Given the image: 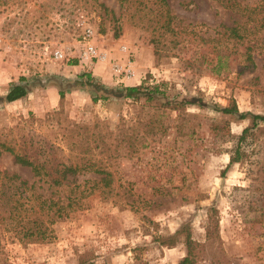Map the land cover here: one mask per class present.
<instances>
[{
	"label": "rangeland",
	"instance_id": "rangeland-1",
	"mask_svg": "<svg viewBox=\"0 0 264 264\" xmlns=\"http://www.w3.org/2000/svg\"><path fill=\"white\" fill-rule=\"evenodd\" d=\"M139 1L0 0V71L8 78L74 82L92 74L91 66L108 53L110 72L115 65L138 67L135 85L161 84L171 98L205 102L179 109L144 97L94 102L88 85L74 87L57 107L41 113L11 110L1 101L0 139L16 143L51 173L64 164L81 167L71 183L46 190L49 182L35 177L31 167L14 163L9 154L0 157V171L35 181L56 200L79 186L76 203L49 221V240L25 243L2 235L7 264H177L187 253L184 234L172 247L162 239L184 226L198 242L195 264H264V121L248 138L242 161L223 174L250 120L213 108L235 102L240 112L264 115V51L255 52V68L242 70L241 47L233 39L219 35L220 42H212L221 22L231 24L230 12L213 0H168L183 21L175 35L156 25L155 5L139 9ZM87 28L91 37L84 38ZM87 41L97 56L67 78L62 72L69 73ZM123 46L126 56L120 54ZM219 48L229 54L222 62ZM58 49L69 56L56 59ZM114 73L115 83L93 76L94 82L108 89L129 86L116 82L125 74ZM103 169L110 172L108 187L98 172Z\"/></svg>",
	"mask_w": 264,
	"mask_h": 264
},
{
	"label": "trees",
	"instance_id": "trees-1",
	"mask_svg": "<svg viewBox=\"0 0 264 264\" xmlns=\"http://www.w3.org/2000/svg\"><path fill=\"white\" fill-rule=\"evenodd\" d=\"M213 1L222 6L227 12H230L231 24L227 25L221 22L219 24L221 28L214 32L213 37L210 35L209 39L217 43L220 42L221 37L233 39L241 47L242 70L255 68V52H259L258 54H260V52L264 51V0ZM148 3L156 6L157 13L154 16L157 20L156 25H159L166 32H172L174 35L176 34V30L181 29L183 21L172 13L168 0H143L139 1L136 8L142 9L141 5H143V8L151 11L153 8ZM112 18L115 22L113 27L114 37L119 38L122 30L119 25V18L116 17L114 11H112ZM204 41L206 42V40ZM154 54L158 60L161 55L158 47H155ZM228 55L224 52L223 48H219L216 55L218 62H222V57L227 58ZM73 64L76 63L73 61ZM221 68L223 67L220 66L219 70ZM83 78H86V80L82 81ZM47 83L58 88L60 100H63L66 94L74 87L88 85L93 89L92 100L94 102L110 96L125 97L133 100H139L141 97H144L148 102H158L161 106L172 109H179L192 103L198 104L201 107L205 106V102L201 99L189 96L182 95L181 97L171 98L161 84L146 85L143 82L139 85L126 86L123 90L108 89L105 86L97 85L91 73L81 74L78 80L74 82L66 78H51L50 81L44 84H31L24 76H21L18 81L9 83L6 93L2 96L0 95V102L5 101L9 103L23 98L36 86H49ZM100 92H104L106 95H98ZM213 108L225 114L236 115L242 120L246 118L250 120V124L244 127L237 137L236 146L230 153L229 162L223 171L224 174L233 164L242 161L248 138L256 134L260 121H264V115L240 112L235 102L233 105L227 107H222L215 103L213 104ZM4 154L12 155L16 164L31 167L33 175L39 177V180L45 179L49 182L46 190L58 188L62 185L63 181L71 183L73 177L81 170V167L78 165L64 164L61 168L55 170L54 173H51L46 169V163H35L32 157L27 155L19 145L12 141L0 139V157ZM261 171L264 177V163L262 164ZM98 172L103 174L101 181L106 182V186L108 187V175L110 172L104 169ZM69 176L72 177L69 178ZM78 187H72L67 190L63 198L64 200L60 198L56 200L54 193L46 194V191H41V187H37L35 181L30 182L17 173L11 174L7 171H0V264L8 263V258L3 251L2 235L4 233H7L8 238L12 240L18 239L25 243L45 242L49 240L53 236L52 230L47 226L49 225V221L55 216H61L63 213H66L71 204L76 203ZM55 190L57 191V189ZM44 216H48V218L44 219ZM182 233L184 234L183 242L186 245L187 253L177 264H195L198 242L192 238V234L187 226L177 230L173 235L162 239V244L170 247L175 246L178 242L177 238Z\"/></svg>",
	"mask_w": 264,
	"mask_h": 264
},
{
	"label": "crops",
	"instance_id": "crops-1",
	"mask_svg": "<svg viewBox=\"0 0 264 264\" xmlns=\"http://www.w3.org/2000/svg\"><path fill=\"white\" fill-rule=\"evenodd\" d=\"M127 51H128V48L126 46H123L120 49V54L122 55L124 54V56H126ZM110 60L111 58L109 57L108 53L107 54L105 53V59L103 61L101 62L99 61L98 63L91 66L92 75L100 79L105 84L115 83V79H116L114 77V74H115L114 71L112 70L110 72L111 70ZM74 62L76 64H71L69 66L71 68L69 69V73H65L64 71L62 72V74H64V76H66L67 78L78 76L86 68V65L81 64L80 62H78L77 59L74 60ZM137 68H134L135 74L137 73V76H138L137 78L135 77L123 78V79H119L116 82L122 81V82H125V84H129V85L137 84L138 82H140V80L138 82H134V80L132 79V78H135L136 80L140 76L139 75L140 71L138 72ZM8 76L10 75L4 74L2 70L0 71V87H5L4 88L5 91L8 88V85L10 82L18 81L17 78L12 79V78H8ZM59 103H60V95H59L58 88L54 85H49V86L31 89L28 92V94L24 96L23 98L7 103V107L12 110V108H18L19 106H22L23 107L22 110H28V111L33 110V111H36L37 113H41V112H45L49 109H53L57 107Z\"/></svg>",
	"mask_w": 264,
	"mask_h": 264
},
{
	"label": "built area",
	"instance_id": "built-area-1",
	"mask_svg": "<svg viewBox=\"0 0 264 264\" xmlns=\"http://www.w3.org/2000/svg\"><path fill=\"white\" fill-rule=\"evenodd\" d=\"M91 33H92L91 29L87 28L85 31L84 38L89 36L91 37ZM67 52H68L67 50L58 49L54 52V57L58 60H63L69 56ZM95 56H97V50L95 48V45H93L90 41H87L83 49L80 50L78 54V60L81 64L87 65ZM104 59L105 57L103 58V60ZM113 70L116 71L118 75L125 74L123 78H131L133 77V75H135V71L131 63L125 65L124 67L115 65V68L113 67Z\"/></svg>",
	"mask_w": 264,
	"mask_h": 264
},
{
	"label": "bare ground",
	"instance_id": "bare-ground-1",
	"mask_svg": "<svg viewBox=\"0 0 264 264\" xmlns=\"http://www.w3.org/2000/svg\"><path fill=\"white\" fill-rule=\"evenodd\" d=\"M134 76V75H133Z\"/></svg>",
	"mask_w": 264,
	"mask_h": 264
}]
</instances>
